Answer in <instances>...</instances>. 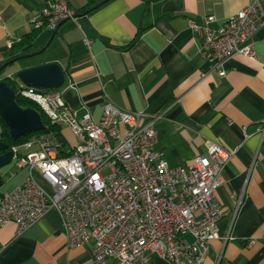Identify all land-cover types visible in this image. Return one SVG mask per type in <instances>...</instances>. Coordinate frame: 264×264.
<instances>
[{
	"label": "crops",
	"instance_id": "0c3cea01",
	"mask_svg": "<svg viewBox=\"0 0 264 264\" xmlns=\"http://www.w3.org/2000/svg\"><path fill=\"white\" fill-rule=\"evenodd\" d=\"M46 1L0 0L3 59L35 31L31 20ZM68 1L81 13L103 0ZM253 1L152 0L145 15L146 0H107L76 20L63 21L48 57L14 63L6 74L13 77L22 68L57 61L66 71V85L74 83L63 89V97L78 117L91 112L99 120L107 100L129 111L162 113L155 123L156 147L174 166H188L214 142L235 150L217 191L224 211L219 238L211 242L203 264H264V26L255 37L256 55H234L224 64V76L210 71L190 28L191 20L207 14L221 24ZM141 25L146 28L141 38L123 48ZM53 32L40 29L32 50L45 46ZM56 138L67 149L78 142L67 125ZM27 174L15 164L1 168L0 196L22 184ZM36 179L50 188L39 174ZM93 255L92 243L69 247L56 209L20 235L14 222L0 227V264H94ZM150 264L169 262L154 255Z\"/></svg>",
	"mask_w": 264,
	"mask_h": 264
},
{
	"label": "built area",
	"instance_id": "2783aa9c",
	"mask_svg": "<svg viewBox=\"0 0 264 264\" xmlns=\"http://www.w3.org/2000/svg\"><path fill=\"white\" fill-rule=\"evenodd\" d=\"M78 14L68 0H47L31 24L55 30ZM216 21L207 14L191 20L190 28L210 71L224 76V64L234 55H256L264 9L254 0L221 24ZM4 60L0 55V64ZM13 78L17 96L36 102L53 123L69 126L79 141L67 149L56 134H36L10 145L12 163L28 174L0 196V227L14 222L20 235L56 209L69 247L92 243L94 264H150L154 255L169 264L205 262L211 242L219 238L224 211L217 191L235 150L214 142L188 166H174L156 147L155 123L162 113L129 111L107 100L99 120L91 112L78 117L63 97V89L74 83L38 89ZM3 133L0 123V141Z\"/></svg>",
	"mask_w": 264,
	"mask_h": 264
},
{
	"label": "water",
	"instance_id": "95a60500",
	"mask_svg": "<svg viewBox=\"0 0 264 264\" xmlns=\"http://www.w3.org/2000/svg\"><path fill=\"white\" fill-rule=\"evenodd\" d=\"M106 1L107 0L101 1L91 9H88L85 13L78 14V16L88 14L91 10ZM59 26L52 33L47 44L39 51L18 55L0 65V74L5 71L10 64L15 63L17 60L45 51L51 45ZM16 75L26 85L38 89L59 88L66 82V71L57 61L22 68ZM0 117L7 125L11 137L14 139L21 138L33 131H38L46 127L41 112L34 107L21 106L17 100L16 90L12 87L10 82L5 79H0ZM9 147L10 144L8 142L0 141V169L13 162L14 152L10 150Z\"/></svg>",
	"mask_w": 264,
	"mask_h": 264
},
{
	"label": "trees",
	"instance_id": "16d2710c",
	"mask_svg": "<svg viewBox=\"0 0 264 264\" xmlns=\"http://www.w3.org/2000/svg\"><path fill=\"white\" fill-rule=\"evenodd\" d=\"M151 1L152 0H146L147 8H145V11H144L145 15L148 12V5L150 4ZM91 8H92V4L87 5L86 7H83L81 9V13H85L88 9H91ZM81 13H79V14H81ZM34 30L35 31L33 33L26 35L20 42L15 43L12 46L11 54L8 55L7 59L4 62H2L0 65H2L5 62H8L9 60H11L12 58H14V57H16L18 55H23V54L34 52L32 50L33 41L35 40V38H36V36L38 34V31L40 29H34ZM145 30H146V28L141 25L139 27V30H138L137 34L135 35V37L127 45H125L123 48L127 49V48H130L131 46H133L141 38V36H142V34L144 33ZM10 65H12V64H10ZM3 72L0 74V76L3 74ZM15 76H17V75H15ZM1 79L7 80L8 82H10V84L12 85V87L16 91L18 90V83L15 80V78H13L12 76H5V77H3ZM17 100H18V103L21 106H23V107H34V108L38 109L41 112V114H42V117L44 119L46 127L44 129H41V130H38V131H33V132H31V133H29V134H27V135H25V136H23L21 138L14 139V138L11 137L7 125L5 124V122L0 117V123L4 127V133H3V137H2L1 140L8 142L12 146L14 144H20L23 141H25L26 139H28L29 137H31L33 135H36V134H46V135L47 134H57V133H59L62 130L63 126L58 124V123H53L49 119V117L43 112V110L40 108V106L36 102H34L32 100H29L27 98H24V97H22L20 95L17 96ZM63 146H65V144H63Z\"/></svg>",
	"mask_w": 264,
	"mask_h": 264
},
{
	"label": "rangeland",
	"instance_id": "374dc122",
	"mask_svg": "<svg viewBox=\"0 0 264 264\" xmlns=\"http://www.w3.org/2000/svg\"><path fill=\"white\" fill-rule=\"evenodd\" d=\"M44 46V45H43ZM42 46V47H43ZM42 47H40L38 50H40ZM54 47V45H53ZM52 47V48H53ZM51 48L48 47L47 50L41 52V53H37L36 55H33V56H30V57H24V58H21L19 60H17L15 62V65H19L20 63H27V62H31V61H34V60H39V59H43L45 57H48V55L50 54V52L52 50H50ZM36 52V51H35ZM11 70V66L9 65L6 70L3 72V74L0 76V79L3 78L4 76H7L6 74L9 73V71ZM64 126V125H63ZM74 134V133H73ZM75 137H77L75 134H74ZM78 141H79V138L77 137ZM73 141H76V139L73 137ZM14 165L13 163H11L10 165L8 166H12ZM16 165V164H15ZM17 166V165H16ZM21 169V168H20Z\"/></svg>",
	"mask_w": 264,
	"mask_h": 264
},
{
	"label": "bare ground",
	"instance_id": "6f19581e",
	"mask_svg": "<svg viewBox=\"0 0 264 264\" xmlns=\"http://www.w3.org/2000/svg\"><path fill=\"white\" fill-rule=\"evenodd\" d=\"M10 150H12V148L9 147ZM14 157V156H13Z\"/></svg>",
	"mask_w": 264,
	"mask_h": 264
}]
</instances>
